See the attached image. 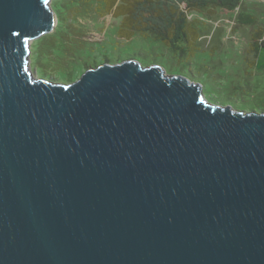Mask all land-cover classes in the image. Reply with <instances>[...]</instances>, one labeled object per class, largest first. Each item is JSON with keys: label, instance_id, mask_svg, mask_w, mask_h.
<instances>
[{"label": "water", "instance_id": "95a60500", "mask_svg": "<svg viewBox=\"0 0 264 264\" xmlns=\"http://www.w3.org/2000/svg\"><path fill=\"white\" fill-rule=\"evenodd\" d=\"M52 0H0V264H264V111L160 66L37 79Z\"/></svg>", "mask_w": 264, "mask_h": 264}, {"label": "trees", "instance_id": "16d2710c", "mask_svg": "<svg viewBox=\"0 0 264 264\" xmlns=\"http://www.w3.org/2000/svg\"><path fill=\"white\" fill-rule=\"evenodd\" d=\"M245 0H55L52 9L57 25L52 33L31 46L35 67L54 71L66 83L78 80L87 70L105 63H119L122 47L155 42L168 53L194 57L201 49L202 16L210 19L218 11L236 14L237 25L255 26L257 18L240 12ZM107 18L117 23L109 27ZM103 23V24H102ZM89 28L103 40L91 41ZM238 27H235V29ZM253 36L252 45H264V29ZM136 48V44L133 45ZM162 57L164 53L162 52ZM32 66V70H33ZM38 70V69H37ZM59 70V71H56Z\"/></svg>", "mask_w": 264, "mask_h": 264}, {"label": "rangeland", "instance_id": "374dc122", "mask_svg": "<svg viewBox=\"0 0 264 264\" xmlns=\"http://www.w3.org/2000/svg\"><path fill=\"white\" fill-rule=\"evenodd\" d=\"M55 0H52V3ZM249 12L256 16L255 26H240L235 21L236 14L218 13L208 19L202 16L204 24L201 35V49L194 57L190 55L176 56L168 53L157 42H145L144 45L133 42L136 48L129 44L122 47L121 61H136L143 67L160 66L167 75L183 76L191 82L202 86L204 99L210 104L231 107L236 111H264V45L258 43V48L252 45L253 36L264 29V0H245L240 12ZM55 12V11H54ZM56 13V12H55ZM54 13V14H55ZM57 17V15H56ZM58 20V19H57ZM109 27L116 21L107 18L103 22ZM102 23V24H103ZM235 27H238L235 29ZM91 41L103 40L99 31L89 28ZM44 36V35H43ZM42 37V36H41ZM40 37V38H41ZM36 39L28 42L30 48V66L37 79H46L55 83H66L63 78L50 70L41 71L31 62V46ZM162 52L164 57H162ZM38 69V70H37ZM59 71V70H56Z\"/></svg>", "mask_w": 264, "mask_h": 264}]
</instances>
